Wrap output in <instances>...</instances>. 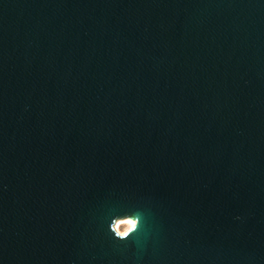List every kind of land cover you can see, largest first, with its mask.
Masks as SVG:
<instances>
[{"label":"water","instance_id":"95a60500","mask_svg":"<svg viewBox=\"0 0 264 264\" xmlns=\"http://www.w3.org/2000/svg\"><path fill=\"white\" fill-rule=\"evenodd\" d=\"M0 264H264V0H0Z\"/></svg>","mask_w":264,"mask_h":264},{"label":"clouds","instance_id":"9594fccd","mask_svg":"<svg viewBox=\"0 0 264 264\" xmlns=\"http://www.w3.org/2000/svg\"><path fill=\"white\" fill-rule=\"evenodd\" d=\"M139 223V217H124L120 220H117L112 226L114 237L119 240H127L132 235V233L137 231ZM119 224H124L125 227L121 230L119 227H117Z\"/></svg>","mask_w":264,"mask_h":264}]
</instances>
